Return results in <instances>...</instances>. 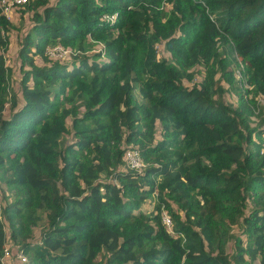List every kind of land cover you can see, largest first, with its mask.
I'll return each instance as SVG.
<instances>
[{
    "label": "trees",
    "instance_id": "16d2710c",
    "mask_svg": "<svg viewBox=\"0 0 264 264\" xmlns=\"http://www.w3.org/2000/svg\"><path fill=\"white\" fill-rule=\"evenodd\" d=\"M162 1L173 30L159 34L147 10ZM24 8L17 92L5 85L11 24L0 13V171L15 194L0 203V257L3 221L7 237L22 240L39 210L46 225L36 242L21 243L28 264H264V115L250 119L264 98V0H29ZM99 41L102 50L87 54ZM54 42L75 53L49 58ZM155 43L186 65L207 59L208 82L184 86L185 71L160 60ZM240 63L247 78L234 76ZM216 78L226 86L213 99ZM129 147L140 170L125 164Z\"/></svg>",
    "mask_w": 264,
    "mask_h": 264
},
{
    "label": "rangeland",
    "instance_id": "374dc122",
    "mask_svg": "<svg viewBox=\"0 0 264 264\" xmlns=\"http://www.w3.org/2000/svg\"><path fill=\"white\" fill-rule=\"evenodd\" d=\"M50 3H52L54 0H48ZM171 7L170 2L162 1L158 5H156L154 8L147 10V22L149 25V29L152 32L153 30H156L157 33L163 34L166 32L167 29L173 30L171 26ZM31 14V11L26 10L23 6H18L14 8L11 12H9L8 20H10L11 26L6 30L5 34L8 36V42L6 48H3V55L5 59V64L7 68V78H6V87L9 91H18V81L20 78V73L18 71V64H19V58L17 55L19 42L21 39L22 34L27 30L30 24L29 16ZM90 41V40H88ZM91 43V42H89ZM92 48L98 50V47H100L98 44L96 46L91 45ZM65 47L69 48L71 52L74 51V48L70 45H66ZM153 48L156 50V52L159 54V59L163 60L166 65H170L172 67H180L185 71V77H184V86L191 87L194 84H198L199 81L208 82L209 80V74L212 69H214V65L210 64V62L205 59L201 58L197 64H190L186 65L183 60L178 58L176 56V53L172 49H167L165 47V44H158L155 43L153 45ZM221 50V48H219ZM96 51H89L87 54H91ZM222 56V55H221ZM68 60V59H67ZM240 70L237 68L234 72L235 78H247L245 68L243 64H240ZM235 70V69H234ZM220 84V86L225 87L226 83L222 81V79L217 80V78L213 81V86L211 89V96L213 99H218L215 88L216 86ZM245 86H247L245 84ZM135 93H137V90H135ZM7 97V96H6ZM248 97H251V94L248 95ZM225 100V99H224ZM234 100V98L231 99V101ZM234 102V101H232ZM257 107L252 109V114L250 115V119L252 122H257L259 116L264 115V98L263 97H257ZM8 101H5L2 109V115L7 116L8 114ZM79 111V110H78ZM251 122V123H252ZM254 125V123H252ZM68 140L70 137L68 136ZM262 141V139H261ZM4 177L0 171V203L4 204V202L11 201L14 197V190L10 188L7 185V182H5ZM151 200V201H149ZM153 204V198L147 199L144 201L140 208L141 211H147L151 208ZM36 214L40 215V219L35 223V225H30L29 231H24V238L22 240H25L27 242H36L38 239V234L42 226L46 225V220L44 217V213L42 211L36 210ZM170 221V220H169ZM4 224V230L6 232V245L8 248L14 252L19 248H22V240L19 238H16L15 240L9 239L7 237L8 234V226L7 221H3ZM232 230L234 232H237L238 229L236 227H233ZM226 250L228 252L231 251V243L227 242ZM24 254L27 257V260H29V253L23 249ZM10 262H16L17 264H22L19 262V260L16 258L15 255H12L10 258ZM8 262V260H5ZM13 262V263H14Z\"/></svg>",
    "mask_w": 264,
    "mask_h": 264
},
{
    "label": "built area",
    "instance_id": "2783aa9c",
    "mask_svg": "<svg viewBox=\"0 0 264 264\" xmlns=\"http://www.w3.org/2000/svg\"><path fill=\"white\" fill-rule=\"evenodd\" d=\"M29 0H0V11L1 13L5 14L7 17L9 12H11L14 8L18 6H23ZM107 17V16H106ZM112 18V16H109ZM45 54L52 59H64L69 54H73L71 50L67 47H64L58 43L54 44H47L44 48ZM262 138H263V148L261 152L264 153V124L262 125ZM124 161L125 164L134 170H140L144 163L140 157L139 151L135 148L129 147L124 150ZM162 221L167 226L170 224L169 218L166 214L162 212ZM13 251V250H12ZM6 244H4L2 255L0 257L2 264H17L16 262H10V257L15 255L16 258L19 260L20 263L24 264L27 262V257L21 249H17L16 251L12 252ZM8 260L6 262L5 260Z\"/></svg>",
    "mask_w": 264,
    "mask_h": 264
},
{
    "label": "clouds",
    "instance_id": "9594fccd",
    "mask_svg": "<svg viewBox=\"0 0 264 264\" xmlns=\"http://www.w3.org/2000/svg\"><path fill=\"white\" fill-rule=\"evenodd\" d=\"M0 13H1V11H0ZM4 15H5V14H4ZM5 16H6V15H5ZM106 16H107V17H106ZM109 16H112V18H109ZM6 17H7V16H6ZM7 18H8V17H7ZM103 18H106V19H109V20H113V19H114V15H113V14H107V15H104ZM54 43H58V44H60L59 42H54ZM54 43H50V44H54ZM95 43H96V42H95ZM97 44L100 46V47H98V50H96L97 48H96V49L92 48V49H91L92 51H93V50H94V51H100V50H102V48H103L102 42L99 41V42H97V43H96L95 45H93V46H96ZM60 45H62V44H60ZM62 46H63V45H62ZM64 47H65V46H64ZM96 47H97V46H96ZM91 50H90V51H91ZM73 52L75 53V51H73ZM74 53H73V54H74ZM73 54H69L66 58L61 59V60H62V61H66V60L69 59L70 56L73 55ZM240 64H241V63H240ZM236 69H237V68H235L234 72L236 71ZM262 141H263V138H262ZM5 244H6V243H5ZM19 249H20V248H19ZM24 264H28V260H27V262L24 263Z\"/></svg>",
    "mask_w": 264,
    "mask_h": 264
}]
</instances>
